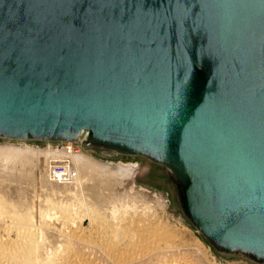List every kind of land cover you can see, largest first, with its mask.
<instances>
[{
  "label": "water",
  "instance_id": "1",
  "mask_svg": "<svg viewBox=\"0 0 264 264\" xmlns=\"http://www.w3.org/2000/svg\"><path fill=\"white\" fill-rule=\"evenodd\" d=\"M176 176L221 250L264 260V0H0V135Z\"/></svg>",
  "mask_w": 264,
  "mask_h": 264
},
{
  "label": "bare ground",
  "instance_id": "2",
  "mask_svg": "<svg viewBox=\"0 0 264 264\" xmlns=\"http://www.w3.org/2000/svg\"><path fill=\"white\" fill-rule=\"evenodd\" d=\"M84 140L89 143L86 132L76 138ZM133 167L121 163L112 169L110 163L100 164L72 146L42 150L30 145H0V264H97L93 253L104 256L107 264H198L179 253H169L166 246L159 247L160 236L166 237L160 229L139 219L130 227L135 220L132 212L144 196L129 191L120 194L114 187ZM37 170L52 185L43 198L48 210L53 207L68 218L73 215L71 207H78L88 220V227L72 226L64 234L61 244L65 248L60 244L50 251L38 240L36 202L29 201L30 182L37 178ZM47 208L41 205V213ZM95 222L98 226L92 230ZM77 243L85 250H74Z\"/></svg>",
  "mask_w": 264,
  "mask_h": 264
},
{
  "label": "rangeland",
  "instance_id": "3",
  "mask_svg": "<svg viewBox=\"0 0 264 264\" xmlns=\"http://www.w3.org/2000/svg\"><path fill=\"white\" fill-rule=\"evenodd\" d=\"M85 140L84 142H79L74 139L72 140L75 141L74 144H71L68 143L69 140L67 139L20 138L0 135V145L2 146L8 144L17 146L30 145L42 150H54L62 145L72 146L98 163L100 162V164L110 163L112 169H118L121 163L133 165V171L130 175L122 177L123 181L121 180L120 184L118 183L114 187V191L120 192V194H125V192L129 191L133 194L144 196V200L139 203L140 209L137 207L135 208L136 210L134 209L135 213L134 211L132 212L135 215V220H131L130 227L135 226L137 219H139L140 223L160 229L166 234V237L160 236L163 239L160 241L159 247L166 246L167 250H170L169 253H179V255L192 259L198 264H264V260H257L247 252L241 250L226 251L216 247L185 213L180 202L176 176L166 165L143 154L125 153L97 145L91 141L87 143ZM39 172L37 170V178L30 182L32 197L29 199L31 202H36L33 211H35L36 222H34V226H36L38 231V240L50 251L55 250V247L59 248L61 245L62 248H65L67 246L61 244L66 239L64 234L69 232L72 226L79 228L88 227V220L85 213L80 211L81 209L78 207H71L73 215L68 218H65L62 212L57 211L53 207L48 210V205L43 201V198L47 188L52 185L46 183ZM76 196H71L73 199H70L74 200ZM144 202L146 203L144 204ZM41 205L42 208H47L43 214L40 211ZM137 214H139V218ZM97 226L95 222L92 230H95ZM94 234L95 236L97 235L96 233ZM75 245L74 250H85L82 245L79 246V243ZM91 256L97 264H107L101 254L93 253Z\"/></svg>",
  "mask_w": 264,
  "mask_h": 264
}]
</instances>
